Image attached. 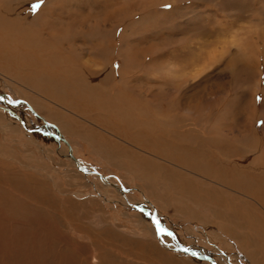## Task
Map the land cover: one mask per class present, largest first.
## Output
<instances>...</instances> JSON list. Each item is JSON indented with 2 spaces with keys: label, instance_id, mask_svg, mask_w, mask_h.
<instances>
[{
  "label": "rangeland",
  "instance_id": "374dc122",
  "mask_svg": "<svg viewBox=\"0 0 264 264\" xmlns=\"http://www.w3.org/2000/svg\"><path fill=\"white\" fill-rule=\"evenodd\" d=\"M0 97V264H264V0H0Z\"/></svg>",
  "mask_w": 264,
  "mask_h": 264
},
{
  "label": "bare ground",
  "instance_id": "6f19581e",
  "mask_svg": "<svg viewBox=\"0 0 264 264\" xmlns=\"http://www.w3.org/2000/svg\"><path fill=\"white\" fill-rule=\"evenodd\" d=\"M56 136H60V137H62V135L60 134V133H58ZM240 177V176H239ZM228 179H230V178H228ZM237 179V178H236ZM247 179H249V178H247ZM262 179H264V178H262ZM262 179L260 180V179H256L255 180V182H256V184L255 185H251V186H245V185H243V184H237L238 185V187H235V189H233V190H235V191H237V193L239 192H243V195L244 194H250V195H254L255 197L254 198H256L257 200H258V202L261 204V205H263L264 206V181H262ZM235 181V180H234ZM228 182H229V180H228ZM243 182V181H242ZM252 183V182H251ZM229 187V186H228ZM234 188V187H233ZM230 189V188H229ZM252 199V198H251ZM245 206V205H244ZM240 210H241V208H240ZM235 211V210H234ZM235 213V212H234ZM261 215V214H260ZM259 215V216H260ZM237 216L239 217V216H241V222L242 223H245V220H246V218H247V216H248V213H246V212H241L240 211V213H237ZM251 217H253V216H251ZM251 217H249V218H251ZM238 219V218H237ZM247 222V221H246ZM247 224V223H246ZM261 229V228H260ZM254 232V231H253ZM262 232V231H261ZM250 233H252V231L250 230L249 231V234ZM250 236L252 237L253 235H251L250 234ZM192 251V250H191ZM193 252V251H192ZM193 253H195V252H193ZM202 255H204V256H202L201 258H205V257H209V258H211L210 257V255H207V254H202ZM198 257V256H197ZM213 260V259H212ZM211 261V260H210ZM215 264H217L216 262H215Z\"/></svg>",
  "mask_w": 264,
  "mask_h": 264
},
{
  "label": "water",
  "instance_id": "95a60500",
  "mask_svg": "<svg viewBox=\"0 0 264 264\" xmlns=\"http://www.w3.org/2000/svg\"><path fill=\"white\" fill-rule=\"evenodd\" d=\"M33 130H37V131H41V132H43L41 129H33ZM53 135H55V134H53ZM56 136V135H55ZM60 137V136H59ZM93 172V171H92ZM96 172V171H95ZM98 173V172H97ZM99 174V173H98ZM155 221H157V220H155ZM182 248L184 249V248H186V247H184V246H182ZM188 249V248H187ZM188 252L189 253H193L191 250H189L188 249ZM196 255V254H195ZM198 257H202V256H204V255H197ZM205 258H207V259H209V260H211L212 262H213V264H215V262H214V260H212V258H209L208 256L207 257H205Z\"/></svg>",
  "mask_w": 264,
  "mask_h": 264
},
{
  "label": "snow or ice",
  "instance_id": "6c2138e0",
  "mask_svg": "<svg viewBox=\"0 0 264 264\" xmlns=\"http://www.w3.org/2000/svg\"><path fill=\"white\" fill-rule=\"evenodd\" d=\"M165 7H171V5H165ZM0 99H3V97H0ZM258 99H259V97H258ZM156 223L158 224L159 222L156 221ZM158 231H159V232H162L163 230H162V229H158ZM167 235L172 236L173 234H172L171 232H169V233H167ZM182 250L185 251V252L188 251L187 248H184V249H182ZM193 255H195V253H193Z\"/></svg>",
  "mask_w": 264,
  "mask_h": 264
}]
</instances>
